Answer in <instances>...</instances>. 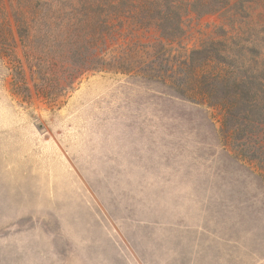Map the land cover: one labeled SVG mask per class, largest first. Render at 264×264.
<instances>
[{
  "label": "rangeland",
  "instance_id": "374dc122",
  "mask_svg": "<svg viewBox=\"0 0 264 264\" xmlns=\"http://www.w3.org/2000/svg\"><path fill=\"white\" fill-rule=\"evenodd\" d=\"M81 1L0 0V264H264V175L202 100L222 61L264 57V0L174 38L116 27L103 60L126 72L49 67L17 22Z\"/></svg>",
  "mask_w": 264,
  "mask_h": 264
},
{
  "label": "trees",
  "instance_id": "16d2710c",
  "mask_svg": "<svg viewBox=\"0 0 264 264\" xmlns=\"http://www.w3.org/2000/svg\"><path fill=\"white\" fill-rule=\"evenodd\" d=\"M230 1L84 0L78 2L76 9L72 7V12L76 14L34 17L28 24L19 20L17 28L21 32L22 29L27 31L24 40L28 39L30 31L41 36L42 49L46 50L49 67H58L60 64L64 67L69 63L73 65L75 74L108 70L110 66L113 70L126 72L124 68L116 67L121 65H106L103 60L107 50H103L106 37L118 31L116 27L121 28L124 24L134 29L155 27L162 37L174 38L180 31L183 15L196 10L203 11V14L224 11L230 9ZM118 56L122 61L123 54ZM212 60L209 59L205 65L210 68L219 63L213 65ZM243 60L241 58L238 63L222 61L221 72L211 74L210 78L221 83L225 94L220 98L204 96L202 100L221 113L223 129H227L230 136L238 134L242 148H252L246 162L252 163L264 175V57L256 55L251 60ZM196 73L194 75L197 78ZM75 74L69 73L68 76L74 78ZM184 84L201 89V83L196 80L190 79Z\"/></svg>",
  "mask_w": 264,
  "mask_h": 264
}]
</instances>
